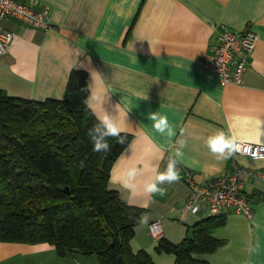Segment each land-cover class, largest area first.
I'll return each instance as SVG.
<instances>
[{"label": "crops", "instance_id": "0c3cea01", "mask_svg": "<svg viewBox=\"0 0 264 264\" xmlns=\"http://www.w3.org/2000/svg\"><path fill=\"white\" fill-rule=\"evenodd\" d=\"M50 6L53 26L33 31L14 19L0 22V32L14 38L0 55V89L8 95L43 101L62 99L74 69L88 73L91 92L99 95L92 111L117 115L122 132L132 140L111 170L109 187L130 206L144 210V223L132 241L147 250L155 264H175L173 255L156 252L164 236L178 243L190 227L207 216L183 211L189 188L186 169L200 182L231 172L229 158L217 160L205 145L222 131L231 141L264 147V0H23ZM236 31L251 26L257 41L249 58L244 85L222 86L204 66L212 58L217 28ZM166 114L176 135L160 136L148 120L150 112ZM186 141L177 165L178 181L162 184L163 194H148L142 181L166 167L167 159ZM234 160V159H233ZM255 174L246 178L254 217L227 211L225 224L213 231L223 244L198 257L210 264H264V157L237 156ZM141 170L133 188H125L122 172ZM161 220L154 238L149 224ZM0 264H98L96 256L57 255L48 243L0 242Z\"/></svg>", "mask_w": 264, "mask_h": 264}, {"label": "trees", "instance_id": "16d2710c", "mask_svg": "<svg viewBox=\"0 0 264 264\" xmlns=\"http://www.w3.org/2000/svg\"><path fill=\"white\" fill-rule=\"evenodd\" d=\"M89 92L82 69L71 72L62 99L37 101L0 89V242L48 243L60 257L93 255L98 264H119L120 256L127 264H155L132 245L144 210L109 187L132 135L122 132L125 145L110 138V151L94 152L87 131L97 116L85 104ZM229 161L233 167L232 155ZM225 221L223 214L206 217L178 243L158 238L155 250L173 255L175 264H210L198 256L224 243L213 231Z\"/></svg>", "mask_w": 264, "mask_h": 264}, {"label": "built area", "instance_id": "2783aa9c", "mask_svg": "<svg viewBox=\"0 0 264 264\" xmlns=\"http://www.w3.org/2000/svg\"><path fill=\"white\" fill-rule=\"evenodd\" d=\"M14 19L26 25L33 31L48 32L53 29L50 20V6L39 1L26 2L23 0H0V22ZM217 43L213 46L212 58L205 61L204 66L213 72L220 84H234L242 86L249 66V58L254 50L257 35L247 26L242 31H236L221 25L217 28ZM11 30L0 32V55H5L8 45L14 38ZM236 151L232 157L234 164L231 172L220 178L200 182L195 172L186 169L183 179L189 188V196L183 206V211L193 214L203 213L205 216H218L227 211H233L254 217V208L245 193L247 177L255 173L235 161L237 156L264 157V147L260 144L235 141ZM198 206V207H196ZM195 207V210H193ZM149 230L154 238L162 232L161 220L149 224Z\"/></svg>", "mask_w": 264, "mask_h": 264}, {"label": "clouds", "instance_id": "9594fccd", "mask_svg": "<svg viewBox=\"0 0 264 264\" xmlns=\"http://www.w3.org/2000/svg\"><path fill=\"white\" fill-rule=\"evenodd\" d=\"M88 89L85 88V90ZM99 99L98 94L89 92L88 97L85 99V104L92 107L93 103ZM148 120L151 122L154 131L160 136L171 138L176 135L175 126L169 122L166 114H162L160 111L150 112ZM87 135L93 145V151L97 153L111 150V145L108 142L110 138L121 145L126 143V137L122 135V128L117 115H113L106 110L102 116H97V123L88 129ZM177 142L179 143V148L176 149L174 155L168 157L164 170L158 172L154 179L150 177L143 179V190L146 193L153 195L156 193L163 194V189L160 185L178 181L179 172L177 165L183 156L182 149L186 146V141L178 140ZM205 145L217 160H225L236 151L234 143L222 131L210 134L205 141ZM141 175L140 169L135 166H129L121 174L123 186L125 188L135 187L137 179ZM193 210H195V207ZM139 222L144 223L145 220L142 218Z\"/></svg>", "mask_w": 264, "mask_h": 264}, {"label": "water", "instance_id": "95a60500", "mask_svg": "<svg viewBox=\"0 0 264 264\" xmlns=\"http://www.w3.org/2000/svg\"><path fill=\"white\" fill-rule=\"evenodd\" d=\"M119 264H127L121 256L119 257Z\"/></svg>", "mask_w": 264, "mask_h": 264}]
</instances>
